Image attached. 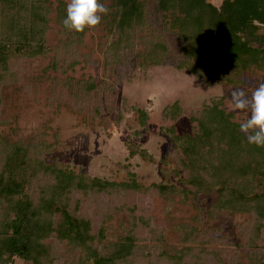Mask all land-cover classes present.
Segmentation results:
<instances>
[{
	"label": "trees",
	"instance_id": "obj_1",
	"mask_svg": "<svg viewBox=\"0 0 264 264\" xmlns=\"http://www.w3.org/2000/svg\"><path fill=\"white\" fill-rule=\"evenodd\" d=\"M109 1L104 17L107 37L112 38L107 53L113 63L123 60L124 51L134 54L139 47L136 54L142 68L162 65L171 53L170 35L179 43L177 69L204 81L215 77L219 84L239 88L245 87V78L257 80L264 72V35L255 39L258 29L264 33V0H223L220 6L209 0H155L163 17L159 28L149 23L151 0ZM66 5L61 1L56 8V22L66 39L51 48L47 45L53 13L49 0H0V97L3 88L21 82L26 59L52 55L49 69L63 75L78 64L79 57L70 49L83 43L88 29L76 33L63 28ZM112 62L107 61L108 69ZM66 81L73 90L71 102L85 111L86 122L105 123L102 101L114 86L105 79ZM223 105V98L212 99L191 113L198 125L193 136L178 135L170 127L172 152L177 168L187 171L182 182L189 190L197 196L218 194L211 216L249 213L255 222L253 235L258 237L264 227V147L247 142V134ZM138 111L145 124L146 114ZM182 112L176 102L163 115L175 121ZM128 146L131 157H149L146 149ZM51 150L46 141L26 144L0 139V264L16 260L24 264H219L217 252L206 247L211 238L206 239L204 228L187 231L184 238L189 245L175 253L161 245L140 251L147 235L155 242L161 240L149 218L134 216L137 199L143 200L148 191L135 181L116 183L76 173L58 158L50 163L46 158ZM152 189L167 195L164 185ZM118 212L126 213L117 228L121 232L111 225ZM248 244L254 255L248 264H264V246L258 247L254 240ZM70 250L80 255L65 259L62 251Z\"/></svg>",
	"mask_w": 264,
	"mask_h": 264
},
{
	"label": "rangeland",
	"instance_id": "obj_2",
	"mask_svg": "<svg viewBox=\"0 0 264 264\" xmlns=\"http://www.w3.org/2000/svg\"><path fill=\"white\" fill-rule=\"evenodd\" d=\"M49 1L53 13L47 45L53 48L66 39L56 22V8L61 1L67 4L69 0ZM222 1L209 0L217 6ZM102 3L109 8L111 2L105 0ZM155 6L156 1L151 0L148 19L151 26L159 28L163 17ZM108 33L103 16L99 25L86 31L83 43L70 49L77 54L79 62L66 75L49 69L52 55L24 60L21 82L1 91L0 139L26 144L46 141L52 147L46 158L50 163L58 158L76 173L116 183L135 181L147 190L148 195L143 200L137 199L134 216L149 218L151 228L161 240L155 242L147 235L140 251L161 245L175 253L189 245L184 238L187 231L194 227L204 228L206 239L211 238L206 247L217 252L219 264H248L251 256L254 257L249 251V240L263 248L264 227L259 236L254 237L255 222L249 213L226 212L211 216L210 208L218 194L200 193L197 196L182 182L187 171L181 166L177 168L167 130L173 126L178 135H195L198 125L191 120V113L202 110L217 98H223L224 110L232 113L233 120L240 124L248 117V111L232 108L231 92L243 89L250 95L259 83L264 82L261 79L264 72L259 73L257 80L245 78V87L239 88L219 84L215 77L204 81L187 70L177 69L179 43L170 35L167 38L171 53L162 65L142 68L136 54L142 49L139 47L134 49V54L130 50L124 51L123 60L113 63L112 55L107 53L112 42ZM261 35L264 33L258 29L255 39ZM107 61L113 63L109 69ZM207 71L215 76L212 70ZM66 78H72L74 82L105 79L114 86V91L102 101L105 123L100 119L94 124L86 122L85 111L80 112L71 102L73 90ZM176 102L183 109L180 117L175 121L165 118L164 110ZM138 110L146 114L145 124ZM128 145L146 149L149 157H131ZM175 169H178V175H175ZM155 185L168 187L167 195L153 193ZM121 220H126V213L114 215L111 225L115 230ZM62 253L67 260L80 255L72 250ZM14 264L24 262L16 260Z\"/></svg>",
	"mask_w": 264,
	"mask_h": 264
},
{
	"label": "clouds",
	"instance_id": "obj_3",
	"mask_svg": "<svg viewBox=\"0 0 264 264\" xmlns=\"http://www.w3.org/2000/svg\"><path fill=\"white\" fill-rule=\"evenodd\" d=\"M109 9L101 0H69L62 26L66 31L81 33L94 29L101 23ZM232 108L248 111V117L239 124V130L247 134V142L264 147V82L248 95L243 89L231 92Z\"/></svg>",
	"mask_w": 264,
	"mask_h": 264
}]
</instances>
